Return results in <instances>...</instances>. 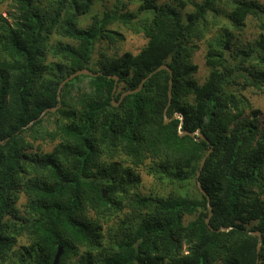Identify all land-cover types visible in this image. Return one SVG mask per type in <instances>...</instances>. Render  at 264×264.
<instances>
[{
	"label": "trees",
	"instance_id": "1",
	"mask_svg": "<svg viewBox=\"0 0 264 264\" xmlns=\"http://www.w3.org/2000/svg\"><path fill=\"white\" fill-rule=\"evenodd\" d=\"M133 1L136 11L129 9ZM96 3L0 0L8 6L7 16L0 14V264H51L59 247L60 264H264V126L234 89L243 80V88L264 91V40L241 46L230 63L225 28L220 49L209 45L211 72L202 85L189 46L203 38L219 5L230 8L236 30L250 17L264 29V5L115 0L94 12ZM187 6L193 11L184 17ZM116 24L142 34L146 46L137 55L95 58L98 44L124 41L110 29ZM164 64L173 71L168 124L165 70L120 101ZM82 69L98 76L67 83L61 107L39 119L59 104V85ZM180 125L199 129L213 145L199 180L213 208L210 225L229 231L209 228L207 198L197 185L210 147L181 137ZM46 143H55L49 153ZM132 167H145L162 184L186 185V193L142 195ZM252 231L261 232L259 252Z\"/></svg>",
	"mask_w": 264,
	"mask_h": 264
},
{
	"label": "rangeland",
	"instance_id": "2",
	"mask_svg": "<svg viewBox=\"0 0 264 264\" xmlns=\"http://www.w3.org/2000/svg\"><path fill=\"white\" fill-rule=\"evenodd\" d=\"M200 2L201 0H196ZM264 5V0H255ZM115 0H97V3L94 7V12L102 11L105 7H110L113 5ZM158 4L171 3V0H157ZM138 4L136 1H133L129 5L131 11H136ZM193 11L192 6H187L185 10H182V15L185 17L188 13ZM230 8L221 4L218 6V14L209 16V22L207 23L208 31L205 33L202 39H194L189 46H191L193 55L192 62L197 65L198 70L194 74V79L202 85L208 78L211 68L206 64V58L209 50V45H212L215 49L219 50L220 48L217 45V40L219 36L223 33L224 29L227 28L231 32L230 45L228 51H225V58L228 62H234V53L241 46H247L248 44H255L261 37L264 40V29L259 28L260 21L254 18H248L245 21V26L241 30H236L233 28L232 22L229 18ZM0 14L7 16L8 6L0 5ZM112 30L119 31L124 36V41L118 42L115 44H109L107 42H102L98 44L95 51V58L101 57V52H105L109 57H118L122 56L125 53H131L137 55L147 44V39L142 34H133L131 31L127 30L121 25H112L110 27ZM224 34V33H223ZM244 81L240 82L234 86V89L241 92L247 101L252 105V110L259 111L258 120L260 126H264V91H258L253 88H243ZM192 102V98H191ZM250 115V113L248 112ZM251 116V115H250ZM55 120V117L50 118L49 122L46 124H51ZM51 122V123H50ZM37 146V144H35ZM55 143H46L42 145V150L45 153H49ZM127 167V165H126ZM134 173L139 177L140 182L138 183L136 192H140L142 195H152L159 197H168L170 195L176 194H185V186H171L166 183L162 184L157 181L152 175H150L145 167L135 168L132 167ZM189 193H195V186L191 182L188 188ZM25 203V197L22 195L17 202V207L19 210H23V205ZM92 215V214H90ZM193 217H187L186 220H191ZM26 241H22L25 243Z\"/></svg>",
	"mask_w": 264,
	"mask_h": 264
},
{
	"label": "water",
	"instance_id": "3",
	"mask_svg": "<svg viewBox=\"0 0 264 264\" xmlns=\"http://www.w3.org/2000/svg\"><path fill=\"white\" fill-rule=\"evenodd\" d=\"M225 49L228 50V45L225 46ZM162 70H165L167 71L171 78H170V81H169V102H168V106L165 108V124H168L171 120L167 118V115H166V112L171 104V101H172V87H173V71L172 69L164 64L162 66H160L159 68H157L155 71L151 72L146 78H144L142 80V83L140 84L139 88L135 89V90H132V91H127L125 93L122 94L121 98H120V101H122V99L127 96V95H130V94H133V93H137L139 92L142 88H143V85L144 83L149 79L151 78L154 74L158 73L159 71H162ZM79 76H90V77H97L98 74H95L93 72H91L89 69H82V70H79L73 74H71L69 77H67L60 85H59V88H58V102L59 104L55 107V108H52V109H47L46 111H44L40 118H43L47 113L49 112H56L60 107H61V90L62 88L67 84L69 83L70 81H72L73 79L79 77ZM114 79L116 80V83H115V88H114V92H116V89H117V81H118V77H114ZM114 106H118L119 105V102H113ZM35 122V121H34ZM34 122H32L30 125H32ZM179 135L181 137H184V136H190L196 140H203L205 141L208 145H209V151L208 153L203 157V159L201 160V163H200V171L197 172V185H198V188L200 190V192L206 196L207 198V206H208V210H209V216L208 218L206 219V223L207 225L209 226V228L212 230V231H217V232H221V231H229L230 228H221L219 230H214V228L210 225V219L212 218L213 216V208L210 204V196L206 193V191L203 189L202 185H201V182L199 180L200 178V175H201V169L203 168V166L205 165L206 163V160L207 158L210 156V154L213 152V145L211 144V142L208 140V138L201 133V131L198 129L197 131L195 132H188V131H183L182 129V125L179 126ZM103 197L106 198L107 197V191L103 190ZM250 234L252 236H256L258 237L259 239V243L257 245V251L259 252L261 247H262V235H261V232L259 231H252L250 232ZM64 253V249L63 247H59L58 248V251H57V254L53 260V262L51 264H60V259L62 257Z\"/></svg>",
	"mask_w": 264,
	"mask_h": 264
},
{
	"label": "clouds",
	"instance_id": "4",
	"mask_svg": "<svg viewBox=\"0 0 264 264\" xmlns=\"http://www.w3.org/2000/svg\"><path fill=\"white\" fill-rule=\"evenodd\" d=\"M226 45H228V44H226ZM229 47V46H228ZM226 50V49H225ZM226 51H228V50H226Z\"/></svg>",
	"mask_w": 264,
	"mask_h": 264
}]
</instances>
